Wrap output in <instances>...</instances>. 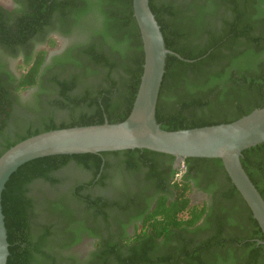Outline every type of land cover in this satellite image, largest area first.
Returning a JSON list of instances; mask_svg holds the SVG:
<instances>
[{
  "label": "trees",
  "instance_id": "16d2710c",
  "mask_svg": "<svg viewBox=\"0 0 264 264\" xmlns=\"http://www.w3.org/2000/svg\"><path fill=\"white\" fill-rule=\"evenodd\" d=\"M0 4V54L22 59L19 77L0 57V157L41 133L125 121L137 94L144 54L132 0H13ZM168 56L155 120L164 131L233 123L264 108V0H149ZM52 32L76 37L44 68ZM44 68V69H43ZM38 87L48 105L20 103ZM54 110L59 111L55 112ZM174 157L127 150L36 159L20 167L2 193L7 264H78L63 251L81 237L100 238L85 264H264V235L220 160L188 158L186 175L213 183L217 207L206 225V206H191L192 179L172 186L143 214L140 233L111 235L107 212L74 185L58 193L68 168L90 174L100 187L111 169L144 168L158 175L159 162ZM242 167L264 200V144L242 153ZM84 183V184H87ZM92 199V200H91ZM75 206V208H73ZM200 229V228H199ZM161 241V243H159Z\"/></svg>",
  "mask_w": 264,
  "mask_h": 264
},
{
  "label": "water",
  "instance_id": "95a60500",
  "mask_svg": "<svg viewBox=\"0 0 264 264\" xmlns=\"http://www.w3.org/2000/svg\"><path fill=\"white\" fill-rule=\"evenodd\" d=\"M133 17L143 45L144 63L139 88L128 118L118 124L53 130L28 138L0 157V264H7L9 244L2 213V193L10 177L36 159L127 150H147L172 156L220 160L264 235V200L245 173L242 153L264 144V108L239 120L218 126L164 131L155 120V110L168 56L179 55L165 46L149 0H132ZM264 245V242L258 241Z\"/></svg>",
  "mask_w": 264,
  "mask_h": 264
},
{
  "label": "flooded vegetation",
  "instance_id": "af4514ba",
  "mask_svg": "<svg viewBox=\"0 0 264 264\" xmlns=\"http://www.w3.org/2000/svg\"><path fill=\"white\" fill-rule=\"evenodd\" d=\"M8 2L9 5L1 2L0 4L4 9H18L13 0H8ZM53 36H58L63 41V44L60 46V50L56 54L47 53L44 68L51 65L54 57L61 55L66 48L76 41V37L72 35L61 36L58 32H52L50 37L53 38ZM66 41H69V45H66ZM40 94V89L35 87L23 92L19 97V101L21 104H24L25 102L34 104L38 98H42L43 103H46L47 105L50 101H52L51 95H44L40 97ZM54 111L62 114L57 110ZM66 170L67 169H64L60 171V173H63ZM157 171V177L149 179L148 171L144 168H138L132 171H118L116 169H111L107 172V174H105V178L100 182V187H92L87 183L91 176L89 178H85L79 175L75 170H70L63 173L61 178L66 181L62 182V184L57 186L56 189L58 190V193H63L71 189L74 185L76 186V184H78V186H85V194L92 195L93 200L98 201L97 204L100 205L99 207L110 214V227L108 232L111 235H117V233L122 234L123 231L127 235H134L140 233L143 214L153 211L156 207L157 201L161 197H164V199L168 201L171 200L173 195L172 186L183 180L186 176V179L193 178L191 182L192 189L189 195L190 205L199 207L206 206L207 208L206 216L196 224L197 230L204 228L209 220L208 218L217 207L213 195L215 191L213 183H209L208 185L205 184L204 181L199 182L196 178V173L193 171L186 175L182 162L178 159H175L172 162H159ZM83 174L87 175L89 173L83 172ZM73 208H75V206H73ZM97 241H100V238H91L86 234L81 237V240L76 245L68 250H64L62 252L63 256L76 257L78 260L77 262H79L78 264H85V262L90 258V254L95 251ZM159 243H161V241Z\"/></svg>",
  "mask_w": 264,
  "mask_h": 264
},
{
  "label": "rangeland",
  "instance_id": "374dc122",
  "mask_svg": "<svg viewBox=\"0 0 264 264\" xmlns=\"http://www.w3.org/2000/svg\"><path fill=\"white\" fill-rule=\"evenodd\" d=\"M1 3L7 4L9 5L8 0H0ZM53 39L56 41V45L54 48H49L47 45H42V46H37V50H42L45 49L47 51L48 54H53V53H57L60 50V46H62L63 41L57 36H53ZM66 45H69V41H66ZM0 57L4 58L3 60L6 62V64H8L9 66V70L15 74L17 77H19L23 72H25L24 70H26L27 68L23 65L22 59L18 58L16 60H12V59H7L5 56L0 54ZM74 171L73 168H68L66 171H64L63 173L67 172V171ZM76 172L85 177V178H89L90 174L84 175L83 171L81 170H76ZM63 173H59L58 176H63ZM86 250V249H85ZM88 250V249H87Z\"/></svg>",
  "mask_w": 264,
  "mask_h": 264
}]
</instances>
